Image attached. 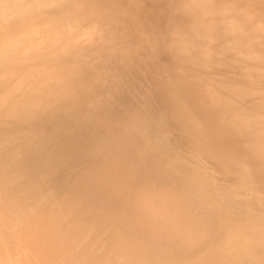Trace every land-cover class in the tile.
I'll return each instance as SVG.
<instances>
[{"label": "clouds", "instance_id": "obj_1", "mask_svg": "<svg viewBox=\"0 0 264 264\" xmlns=\"http://www.w3.org/2000/svg\"><path fill=\"white\" fill-rule=\"evenodd\" d=\"M0 264H264V0H0Z\"/></svg>", "mask_w": 264, "mask_h": 264}]
</instances>
